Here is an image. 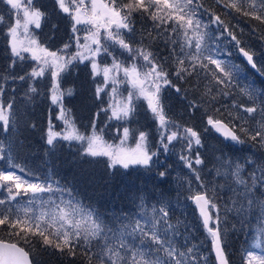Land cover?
Wrapping results in <instances>:
<instances>
[{"label": "snow or ice", "instance_id": "1", "mask_svg": "<svg viewBox=\"0 0 264 264\" xmlns=\"http://www.w3.org/2000/svg\"><path fill=\"white\" fill-rule=\"evenodd\" d=\"M205 2L54 0L55 10L73 22L76 52L68 54L70 43L54 51L35 35L48 18L39 0H0L5 6L0 26L6 28L8 60L0 70V190L7 193L0 198V231H7L13 238L0 239V264H34V244L80 264H207L200 246L189 240L188 201L195 204L211 238L215 264H232L224 240L229 227L245 236L246 229H254L251 246L241 249L240 264H264V89L247 82L240 66L231 61L232 52L227 46L221 47L219 41L226 34L228 43L234 42L251 68L261 75L264 71L257 65V53L243 46L212 5L205 7ZM221 3L264 26V0H215L216 5ZM204 14L208 15L207 22ZM137 16L150 21L151 27L137 32ZM157 46L159 51L155 50ZM115 47L129 54L130 63L113 56L111 49ZM102 55L113 56L112 63L101 64L98 58ZM29 61L33 62L29 70L23 74L15 71ZM84 61L89 62L94 76L103 75V86L96 87L97 99L109 83L112 85L106 93L110 102L95 113L90 134L76 127L71 110L63 104L64 97L72 96L73 91L61 86L62 74L74 62ZM45 77L50 81L49 99L58 108L56 119L65 125L63 131H54L49 115L48 126L42 130L45 156L50 160L60 141H75L83 155L106 157L108 170L142 167L150 174L149 179L155 180L151 190L147 185L137 188L126 197V207H98L85 203L74 185L62 183L49 160L44 161L47 170L42 174L17 163L31 148L29 138L37 125L31 120L29 106L41 95L36 82ZM9 81L27 84L22 97L16 88L9 89ZM122 83L131 85L127 96L119 92ZM165 88L183 94L185 100L191 90L190 112L203 108L207 124L224 139L250 144L256 151L236 157L219 150V155L212 156L206 179L201 175L207 159L199 151L203 147L200 133L169 118ZM141 97L157 122L156 150L145 131L138 132L134 148L124 147L129 136L136 135L129 127H123L119 145L107 143L103 129L97 128L100 112L110 113L109 120L127 123L136 111L135 101ZM174 142L182 143L179 159L194 174L196 183L193 189L192 180H188L187 189H178L175 199L160 189L169 182L167 168H154L155 157L160 151H172ZM180 188H184L183 181Z\"/></svg>", "mask_w": 264, "mask_h": 264}, {"label": "trees", "instance_id": "2", "mask_svg": "<svg viewBox=\"0 0 264 264\" xmlns=\"http://www.w3.org/2000/svg\"><path fill=\"white\" fill-rule=\"evenodd\" d=\"M39 3L45 6L48 13L46 21L42 22L40 29L35 30V35L41 40L45 46L51 50L62 49L64 44L71 42L73 33V22L71 18L63 13H60L54 8V0H39ZM212 5V9L221 16V18L229 25V27L236 33L238 38L242 41V45L257 53L256 61L258 67L264 71V26H259V22L250 20L244 17L233 9L225 8L224 4H215V0H206L205 7ZM5 14V6L0 4V15ZM10 22H14L11 18ZM203 19L207 22L208 15L204 14ZM55 25V27H53ZM137 32L144 28H150L151 22L145 19L136 17ZM217 26L213 25V28ZM256 29V31H254ZM222 31V28H218ZM6 28L0 26V70H3L8 63L7 60V41L5 37ZM137 39L139 37L137 36ZM230 37L226 34L219 41L221 47L227 46L232 52L231 61L240 66L241 73L247 78V82H254L257 89H264V75H261L256 69L251 68L247 62L240 56L238 49L234 42L228 43ZM159 51V46L155 48ZM118 51V50H117ZM33 62L29 61L16 68V72L23 74L24 71L29 70ZM142 63V61H141ZM63 79L61 86L63 89H72V96H65L64 106L71 110V115L74 118L75 124L79 131L84 134H90V124L101 108H106V96L100 95L101 99L96 98V87L98 86L97 77L93 75L91 65L88 61L83 63H74L66 73L62 74ZM49 79L47 77L36 82L40 89L41 95L38 96L34 104L29 106L31 113V120L37 125V129L31 134L29 143L31 148L23 152L17 163L26 166L37 174H42L47 170V165L44 161L49 160L45 156L46 145L42 138L44 129L47 128L48 118L51 115L53 130L63 131L64 123L56 119L58 108L53 105L48 96ZM176 83L181 84L180 81ZM183 88H188V85L181 84ZM9 89L16 88L17 95L22 97L27 89L25 82L16 81L8 82ZM164 103L169 118L177 122L183 127H193L200 133L203 147L199 149L201 154L206 157L207 163L204 172L201 175L207 179L208 169L212 167L211 159L213 154L219 155V150L239 157L246 155L249 152L256 151V148L250 144L238 145L231 141L224 139L206 122L207 115L205 110L200 108L194 113L189 111L188 101L193 99L191 90H189L188 99L183 98V94H178L170 88H165L163 92ZM212 113L209 112L208 115ZM108 114L100 112L97 120V128L102 129L108 120ZM130 127L138 135L139 131H145L149 134V143L153 150L159 145V135L157 132V122L153 119L150 111L147 108L145 101L136 103V111L129 121ZM109 140L113 139L110 131H106ZM118 139V137H117ZM136 141V138H135ZM134 141V142H135ZM81 146L78 142L60 141L58 150L50 158L49 163L54 167L57 178L62 183L74 185L76 189L82 194L81 198L85 203H94L98 207L106 205L107 207H121L127 206L128 195L135 192L137 188H142L147 185L149 190L152 189L155 180L149 179V173L140 166H131L130 169L124 170L117 166L116 169H107L106 157H90L82 154ZM175 151L163 152L160 151L155 157L156 164L154 168L163 171L167 168L169 172L168 183L160 185V189L175 199L176 192L185 191L188 187L187 181L192 180V187L195 189L196 183L194 174L187 169L180 161L179 156L182 154L181 144L175 146ZM109 175L112 178L109 180ZM107 181V183H105ZM180 181L184 182V188H180ZM100 185H103L101 187ZM99 202V203H97ZM101 210H103L101 208ZM187 221L190 226L191 235L189 240L192 244L200 246L207 252L208 257L215 264V257L211 247V238L208 236L206 230L201 224L198 210L195 204L191 201L186 202ZM200 224V227L198 226ZM248 235L245 236L240 232L231 231L230 227L224 240L228 246V251L231 254L232 264H240V252L242 248H248L253 242L254 229H246ZM0 239H13L8 235L7 231H0ZM24 246V245H22ZM27 249V246H25ZM264 249V241L261 244ZM33 260L35 264H80L79 260L73 261L68 257H61L58 253H53L51 249L43 250L39 244L33 245Z\"/></svg>", "mask_w": 264, "mask_h": 264}, {"label": "rangeland", "instance_id": "3", "mask_svg": "<svg viewBox=\"0 0 264 264\" xmlns=\"http://www.w3.org/2000/svg\"><path fill=\"white\" fill-rule=\"evenodd\" d=\"M81 36L84 35L83 32L80 33ZM72 46L67 50L68 54H71V53H75L76 52V45H75V41L72 40L71 42H69ZM118 50V51H117ZM112 53H113V56H115L117 59L121 60V61H124L125 64H128L130 63V60H129V54L125 51H123L122 49L118 48V47H115V48H112L111 49ZM240 54V53H239ZM113 56H108V55H102L101 57L98 58V60L100 61L101 64H108L110 65L112 63V59H113ZM76 63V62H74ZM123 74L121 73V76ZM97 77V81H98V85H101L103 86V75H96ZM111 83L108 84L107 88L105 89V92L101 93L100 95H105L106 96V99H104V101L106 102V105L108 106L109 102H110V95L109 94H106V93H110L111 91ZM119 88V92L123 95V96H127L128 94V91L131 89V85L128 84V83H122L118 86ZM165 90V89H164ZM65 98V97H64ZM139 101H145L147 103V101L141 97L139 100H136L135 101V105L137 102ZM64 102V100H63ZM64 104V103H63ZM110 115V113H109ZM71 118L72 120L74 121V118L73 116L71 115ZM63 123V121H61ZM75 122V121H74ZM177 123V122H176ZM178 124V123H177ZM76 125V124H75ZM180 125V124H179ZM77 127V126H76ZM123 127H130V124H129V121L127 123L123 122V121H117L115 119H112V120H107L106 124L104 125V127H102L103 129V136H104V140L109 143V144H113V145H119L120 144V141L122 139V136H123ZM64 129H65V125H64ZM110 131L112 134V138L113 139L112 141H110L109 139V136H107L106 134V131ZM138 135H130L128 140L125 141L124 143V147H127V148H134L135 147V138L137 137ZM118 137V139H117ZM135 141V142H134ZM175 146H177L178 144H181V151H182V143H177V142H174ZM177 149H175V147L172 149V152L175 151ZM176 152V151H175ZM7 195L6 192L0 190V198H4L5 196ZM200 227V224L198 225ZM200 251L203 253L204 256L207 257V264H212V260L208 257L207 255V252L204 250V249H200Z\"/></svg>", "mask_w": 264, "mask_h": 264}, {"label": "water", "instance_id": "4", "mask_svg": "<svg viewBox=\"0 0 264 264\" xmlns=\"http://www.w3.org/2000/svg\"><path fill=\"white\" fill-rule=\"evenodd\" d=\"M242 56V55H241ZM242 58L246 61V59L242 56ZM256 59V57H255ZM247 62V61H246ZM257 62V61H256ZM248 64V63H247ZM258 65V64H257ZM250 66V65H249ZM251 67V66H250ZM218 133V132H217ZM220 134V133H219ZM221 135V134H220ZM222 136V135H221ZM223 137V136H222ZM4 240V239H3ZM27 250V249H26ZM214 254V253H213ZM215 257V256H214ZM35 264V263H34Z\"/></svg>", "mask_w": 264, "mask_h": 264}]
</instances>
